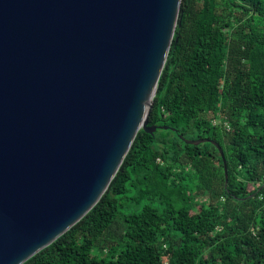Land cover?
I'll return each mask as SVG.
<instances>
[{
  "label": "trees",
  "instance_id": "obj_1",
  "mask_svg": "<svg viewBox=\"0 0 264 264\" xmlns=\"http://www.w3.org/2000/svg\"><path fill=\"white\" fill-rule=\"evenodd\" d=\"M149 125L98 203L22 264H264V0L181 1ZM181 134L221 144L227 182L218 147Z\"/></svg>",
  "mask_w": 264,
  "mask_h": 264
},
{
  "label": "water",
  "instance_id": "obj_2",
  "mask_svg": "<svg viewBox=\"0 0 264 264\" xmlns=\"http://www.w3.org/2000/svg\"><path fill=\"white\" fill-rule=\"evenodd\" d=\"M182 0H0V264L101 199L150 112ZM168 127L167 125H165ZM212 142L228 166L221 144Z\"/></svg>",
  "mask_w": 264,
  "mask_h": 264
},
{
  "label": "rangeland",
  "instance_id": "obj_3",
  "mask_svg": "<svg viewBox=\"0 0 264 264\" xmlns=\"http://www.w3.org/2000/svg\"><path fill=\"white\" fill-rule=\"evenodd\" d=\"M95 252H96V253H98V254H101V252H100V251H98V250H96V249H95Z\"/></svg>",
  "mask_w": 264,
  "mask_h": 264
}]
</instances>
